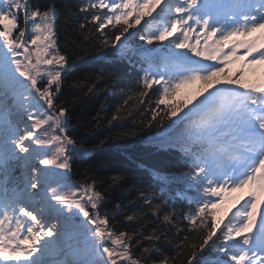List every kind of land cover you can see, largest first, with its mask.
Segmentation results:
<instances>
[{
  "label": "trees",
  "instance_id": "trees-1",
  "mask_svg": "<svg viewBox=\"0 0 264 264\" xmlns=\"http://www.w3.org/2000/svg\"><path fill=\"white\" fill-rule=\"evenodd\" d=\"M15 1L18 17H2H7L6 42L0 43V57L17 49L28 26L25 43L37 88L62 121L61 134L56 117L33 92L26 97L36 107L18 110L23 113L19 136L37 138L34 162L24 145L16 152L12 175L17 184L25 194L42 191L73 200L71 206H58L62 215L49 234L54 237L59 226L77 239L89 231L90 221L104 237L109 264H236L221 243L206 246L212 239L221 242L223 231L214 235L217 204L208 200L204 182L197 186L191 158L151 142L181 115L185 100L143 80L129 56L111 55L121 36L132 34L136 46L145 43L146 33L135 31L139 17L132 12L110 16L103 2L92 0ZM37 14L53 16L45 29ZM24 165L31 169L24 172ZM57 245L62 243L52 244V252ZM96 245L87 249V257ZM76 258L68 256L67 264H80ZM94 264L107 263L100 258Z\"/></svg>",
  "mask_w": 264,
  "mask_h": 264
},
{
  "label": "rangeland",
  "instance_id": "rangeland-1",
  "mask_svg": "<svg viewBox=\"0 0 264 264\" xmlns=\"http://www.w3.org/2000/svg\"><path fill=\"white\" fill-rule=\"evenodd\" d=\"M178 39H179V36H173V40L178 41ZM184 53H188L190 55L192 54L191 52H187V50H185ZM239 70L240 69H238V68H230V69H228L222 73H219V74L214 73L215 75H211V77L216 76V77H221L222 79L225 78V79H223V81L219 80V79L214 80L213 78L197 79V81H195V83H193V86L189 90V96L191 98L196 99V102H197L196 105L200 106L202 108H204L205 106L207 107L208 104L211 106L213 103H215L217 106L218 101L213 99V95H214L217 87H228L229 85H234V84L243 85L246 82L253 80L254 75H253V78L251 80H248V78L244 79V77H242V75H241L242 74L241 71H239ZM227 72H228V74H225ZM224 76H226V77H224ZM250 76H252V75H250ZM250 76H249V78H250ZM254 80H260V79L255 78ZM229 83H234V84H229ZM219 106H217L218 108H217V110H215V113L213 115V116H216L217 123H220V121H223L225 118L228 117V115H230L229 119L233 118L231 116L233 113L232 112L233 108H232L231 104H229L227 101H223V102H220ZM226 127H231V125H227ZM222 130H223V128H222ZM28 152H29L30 158H34V156H35L34 152L30 149H28ZM34 202L39 204L40 202H42V199L36 200ZM244 203H242V205ZM248 206H249L250 211H251L249 213V217H251L252 216L251 213L254 214L256 211L257 202L254 200L249 201ZM36 212L38 214V218L42 222L44 229H47L49 215L44 211V208H40V209L38 208V210H36ZM249 223H250V220H249ZM59 230H60V227L58 226V231ZM58 234H56L55 238L60 239ZM69 252H70L69 250L68 251L66 250L62 254H69Z\"/></svg>",
  "mask_w": 264,
  "mask_h": 264
},
{
  "label": "bare ground",
  "instance_id": "bare-ground-1",
  "mask_svg": "<svg viewBox=\"0 0 264 264\" xmlns=\"http://www.w3.org/2000/svg\"><path fill=\"white\" fill-rule=\"evenodd\" d=\"M219 78V77H218ZM248 91H246V90H244L243 92H241V93H239V94H241V95H244V94H246ZM223 93H226V94H231V93H229V92H225L224 90H220L218 93H217V97H223L224 96V94Z\"/></svg>",
  "mask_w": 264,
  "mask_h": 264
}]
</instances>
